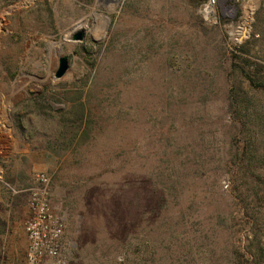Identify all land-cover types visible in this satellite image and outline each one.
Listing matches in <instances>:
<instances>
[{"label":"rangeland","instance_id":"1","mask_svg":"<svg viewBox=\"0 0 264 264\" xmlns=\"http://www.w3.org/2000/svg\"><path fill=\"white\" fill-rule=\"evenodd\" d=\"M92 11L110 16L99 39ZM80 20L93 32L63 45L55 80L48 43ZM232 51L264 65V0H0V264H25L37 170L64 219L63 264H264V207L245 203L264 185V91ZM185 89L206 94L197 132L218 129L221 158L204 192L156 215L145 116Z\"/></svg>","mask_w":264,"mask_h":264},{"label":"trees","instance_id":"2","mask_svg":"<svg viewBox=\"0 0 264 264\" xmlns=\"http://www.w3.org/2000/svg\"><path fill=\"white\" fill-rule=\"evenodd\" d=\"M240 51L243 54L249 52L248 49ZM231 56L240 63L237 65L234 62V67L242 70L249 86L264 91V73L260 70L264 69V65L254 63V70H247L245 67L253 65L247 57L241 58L234 51ZM205 95H197L194 89H185L176 100L178 106L175 110H170L166 102L164 107L160 106L159 113L146 112L149 141L144 138V164H152L148 177L159 189V199L152 214L158 211L156 215H159L163 210L168 212L171 209L167 208L169 204L176 206L177 200L193 197L198 194L196 191L204 192L213 166L221 158L217 155L221 147L218 129L197 132L198 128L203 127L202 124L211 120L209 101H206ZM216 179H219L218 176ZM256 181L260 182L261 179L256 178ZM250 191V200L246 199L248 202H245L246 211L252 209L253 214L257 213L255 208L264 207V185ZM252 217L255 219V215Z\"/></svg>","mask_w":264,"mask_h":264},{"label":"built area","instance_id":"3","mask_svg":"<svg viewBox=\"0 0 264 264\" xmlns=\"http://www.w3.org/2000/svg\"><path fill=\"white\" fill-rule=\"evenodd\" d=\"M208 4L212 6L214 0H208ZM32 177L35 184L28 189L27 214L22 225L25 264H63L64 219L53 211L50 203V175L37 170Z\"/></svg>","mask_w":264,"mask_h":264},{"label":"water","instance_id":"4","mask_svg":"<svg viewBox=\"0 0 264 264\" xmlns=\"http://www.w3.org/2000/svg\"><path fill=\"white\" fill-rule=\"evenodd\" d=\"M11 8H8L7 10H10ZM106 19L108 20V24H107V28H108V25L110 23V18L108 17ZM66 32L68 33V38L71 39L73 42H81L85 38L84 30L75 27V24L72 27H70ZM59 41H54V42H59ZM94 41L98 42L99 40H94ZM68 68H69L68 58L67 55L63 52V54L58 58V66L53 72V79L55 80L60 79L66 73Z\"/></svg>","mask_w":264,"mask_h":264},{"label":"bare ground","instance_id":"5","mask_svg":"<svg viewBox=\"0 0 264 264\" xmlns=\"http://www.w3.org/2000/svg\"><path fill=\"white\" fill-rule=\"evenodd\" d=\"M109 10H111L110 7H109ZM91 13H94L95 14V15L93 14L94 16L102 17V19L106 23V25L104 26V28H102V29L99 28L98 30H96V33H98V36H95L94 38L99 39L106 32L107 24H108V20L106 18H108V17L110 18V16L109 15L103 16L101 14H96L98 12H95V11H92ZM82 20H80L78 23H76L75 24V27L80 28L81 30H84L85 32H93V28H90V27L87 26L86 20H84V21H82ZM64 37L65 38L62 41H59V42H49L48 43L49 46H50L49 47L50 48L49 51H52V52L53 51H56V52L58 51V53L63 54V45H68V42H69L68 36L65 35ZM236 39H237V36H236Z\"/></svg>","mask_w":264,"mask_h":264},{"label":"crops","instance_id":"6","mask_svg":"<svg viewBox=\"0 0 264 264\" xmlns=\"http://www.w3.org/2000/svg\"><path fill=\"white\" fill-rule=\"evenodd\" d=\"M23 235H24V233H23ZM24 238H25V236H24Z\"/></svg>","mask_w":264,"mask_h":264}]
</instances>
